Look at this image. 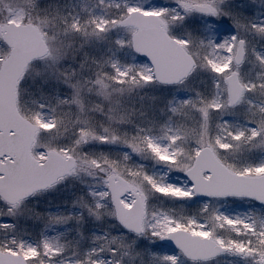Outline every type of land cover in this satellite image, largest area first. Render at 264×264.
Wrapping results in <instances>:
<instances>
[{"label": "snow or ice", "instance_id": "obj_1", "mask_svg": "<svg viewBox=\"0 0 264 264\" xmlns=\"http://www.w3.org/2000/svg\"><path fill=\"white\" fill-rule=\"evenodd\" d=\"M0 264H264V0H0Z\"/></svg>", "mask_w": 264, "mask_h": 264}]
</instances>
